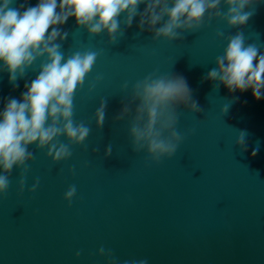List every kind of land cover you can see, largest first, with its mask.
Returning <instances> with one entry per match:
<instances>
[{"label": "water", "instance_id": "water-1", "mask_svg": "<svg viewBox=\"0 0 264 264\" xmlns=\"http://www.w3.org/2000/svg\"><path fill=\"white\" fill-rule=\"evenodd\" d=\"M38 3L15 0L13 6ZM145 8L139 6L130 28L124 23L126 13L119 17L125 34L115 44L107 32L90 37L74 17L57 26L68 33L61 45L65 58L77 50L98 53L73 101L74 120L89 125L91 134L85 145L72 146L71 160L57 165L46 149L29 146L35 159L28 165L23 194L21 170L14 168L8 196L0 199V264H109L99 254L101 247L112 251L117 264L134 259L148 264H264V98L257 101L251 89L232 93L206 79L218 68L226 37L242 32L245 45L255 44L264 54V0L245 8L251 16L242 27L230 28L214 18L172 43L154 42L147 27L140 30ZM220 9L228 11L224 0ZM217 29L225 38L217 37ZM42 62L16 84L0 62V113L9 99L22 102L25 85L37 78ZM149 74L183 77L202 109L193 113L177 106L178 130L185 139L174 158L159 164L146 151L133 150L130 117L116 119L131 101L132 86ZM125 82L127 92L122 91ZM101 99L107 107L98 129L95 113ZM138 103L131 104L132 115ZM241 131L247 133V151L236 143ZM60 139L67 143L66 137ZM109 144L112 155L106 158ZM37 178L40 185L32 194ZM73 184L77 196L69 207L64 194Z\"/></svg>", "mask_w": 264, "mask_h": 264}, {"label": "clouds", "instance_id": "clouds-1", "mask_svg": "<svg viewBox=\"0 0 264 264\" xmlns=\"http://www.w3.org/2000/svg\"><path fill=\"white\" fill-rule=\"evenodd\" d=\"M257 2L224 0L228 6L225 13L220 9L222 0H60L59 5L58 0H39L36 6L27 8L23 4L14 7L15 0H0V62L10 73V83L16 84L26 70L37 61H43L37 78L30 87L25 85L27 90L22 94V102L9 99L0 113V199L8 196L14 168L21 170L19 190L23 194L30 171L28 165L35 159L34 152L29 151L30 145L40 151L46 149L47 156L57 165L71 160L72 146L85 145L91 134L89 125L74 120L73 101L76 91L84 87L86 77L92 72L98 53L77 50L65 58L61 45L68 33H62L58 25L74 17L78 27L86 29L90 37L107 32L109 43L115 44L125 34L119 17L126 13L124 23L130 28L139 6L145 4L140 14V30L147 27L153 33L154 42L172 43L182 39L185 32L199 31L206 24L210 25L214 18L226 22L230 28L242 27L251 16L245 8ZM50 28L51 33L47 34ZM216 35L225 38L221 29H217ZM58 39L61 43H57ZM226 39L224 53L216 58L218 68L212 69L206 79L218 81L232 93L251 89L254 98L260 101L264 98V54L259 53L255 44L246 46L242 32ZM257 60L258 63H254ZM128 88L125 82L122 91L127 92ZM93 89L94 85L89 91ZM137 101L132 115L131 104ZM181 104L193 113L202 111L192 99L183 77L149 74L132 86L131 101L124 105L116 119L130 117L133 150L146 151L151 161L159 164L165 158H174L185 139L178 130L176 109ZM106 107L107 100L101 99L95 113L98 129L105 123ZM228 107L222 109V113H227ZM246 136L247 133L241 131L237 137L236 143L242 151H247ZM61 137H66L67 143L61 142ZM258 150L257 146L253 157ZM111 155L112 145L109 144L105 156ZM70 171L76 174L74 166ZM39 185L37 178L30 192L35 194ZM76 196L77 187L73 184L64 194L69 207ZM99 254L106 255L109 264H117L111 250L101 247ZM80 255L77 251V258ZM124 264H148V261L134 259Z\"/></svg>", "mask_w": 264, "mask_h": 264}]
</instances>
